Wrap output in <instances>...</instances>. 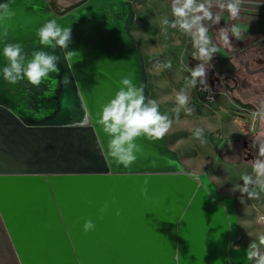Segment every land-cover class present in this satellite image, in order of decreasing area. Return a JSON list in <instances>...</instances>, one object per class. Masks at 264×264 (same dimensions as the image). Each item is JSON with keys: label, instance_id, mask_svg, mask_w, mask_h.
Instances as JSON below:
<instances>
[{"label": "water", "instance_id": "water-1", "mask_svg": "<svg viewBox=\"0 0 264 264\" xmlns=\"http://www.w3.org/2000/svg\"><path fill=\"white\" fill-rule=\"evenodd\" d=\"M11 7L16 14L6 22L3 43L22 42L27 54L40 50L34 30L54 19L71 27L69 50L82 55L66 63L56 48L59 70L38 87L26 80L10 85L0 76V218L18 263L250 264L248 245H235L240 236L233 199L217 193L206 173L186 169L164 139H137L144 154L130 168L107 158L108 137L94 122L101 105L114 97L123 77L143 83L149 97L143 57L130 30L132 0L65 6L15 0ZM250 47H264V37ZM5 63L0 56V68ZM248 64L246 58L251 72ZM212 67L217 82L232 92L227 81L237 69L233 57L216 56ZM105 202L108 211L99 219ZM88 219L96 229L85 233Z\"/></svg>", "mask_w": 264, "mask_h": 264}, {"label": "rangeland", "instance_id": "rangeland-1", "mask_svg": "<svg viewBox=\"0 0 264 264\" xmlns=\"http://www.w3.org/2000/svg\"><path fill=\"white\" fill-rule=\"evenodd\" d=\"M56 1L65 6L77 0ZM170 6L171 0H132L135 18L130 30L139 44L143 57L148 98L156 100L161 114L172 121V127L163 138L167 147L177 152L186 169L193 173H206L217 193L233 199L240 236L235 245H248L250 241L264 233L258 223V216L264 215V190L252 189L257 195L250 199L247 195H241L238 190L232 191V188L243 184L242 176L253 175L254 160L262 158L259 156L257 144L264 142V121L258 119L249 135L235 137L236 139L226 138L222 132H232L234 130L232 123H238L236 130L242 133V127H247L251 122L252 112L238 105L233 97L253 96L255 98L253 102L257 107L254 109L256 111L264 109V104H259L261 99H264V72L251 78L241 71L237 72L242 75L238 80L246 91L232 93L224 90L214 104L197 105L196 95L199 84L192 88L188 86L187 81L190 79L189 69L200 61L193 59L196 50L192 46L190 36L182 33L178 28L163 24L165 18L169 21L174 19ZM225 12L221 10L224 15ZM263 20L264 6L242 4L240 15L235 19L238 24L250 22L252 26ZM211 34L208 33L209 36ZM242 42L243 39L236 43L230 42L229 45L221 43L216 46L218 51L208 65L210 68L208 77L210 71L215 73L212 67L215 57L242 48ZM253 48L256 50V47ZM169 62L170 68L163 67ZM251 63V66H256L254 62ZM241 66L239 63L237 67L241 69ZM182 88L189 95L187 108H190L191 112L184 108L179 112L176 110L175 94ZM196 128L204 130L203 142L194 138L193 132ZM221 135L225 138L224 143ZM247 156L249 160L246 159ZM261 251H264V248ZM0 264H19L1 218Z\"/></svg>", "mask_w": 264, "mask_h": 264}, {"label": "clouds", "instance_id": "clouds-1", "mask_svg": "<svg viewBox=\"0 0 264 264\" xmlns=\"http://www.w3.org/2000/svg\"><path fill=\"white\" fill-rule=\"evenodd\" d=\"M14 2L15 0H7L5 3H0V29H2L0 43L8 37L6 22L11 21L16 14L11 7ZM242 3L243 0H171V15L174 19L169 21L165 18L163 24L178 28L182 33L190 36L192 46L196 50L193 53V59L200 61L195 67L189 69L188 86L195 88L199 84L205 89L208 87L207 77L210 69L208 65L218 49L208 35L210 26L205 22L210 21L212 25H219L222 20L220 12L215 11L213 14V9L226 10L231 18L236 19L240 15ZM218 31L225 45L230 44V36L236 39L241 37V32L236 26L221 27ZM34 32L41 48L30 54L25 53L22 42L3 43L0 56L6 63L0 68V76L10 85L26 80L32 86H40L50 73L59 70L60 57L55 52L56 48L63 51V59L66 63L73 64L75 58H82L78 51L69 50L72 42L71 27L62 26L54 19H49ZM44 49H51V51ZM163 67L170 68L171 63ZM63 82L65 85L69 84V77L65 76ZM120 84L121 87L114 97L101 105V111L96 114L94 122L108 137L105 152L109 161L127 169L144 154L143 148L136 143L137 139L162 140L172 127V121L166 115L161 114L156 100L145 96L143 83L136 85L130 78L123 77ZM175 101L177 112L181 108L191 112V109L187 108L189 95L185 89L182 88L176 92ZM254 117L264 121V109L254 113ZM203 134L202 128H196L193 132L194 138L201 139L202 142ZM257 148L262 158L254 160L253 175L242 176L243 184L232 188V191L238 190L241 195H247L250 199L257 195L252 189L264 190V142H259ZM155 163L153 161L152 165L155 166ZM144 184H148L147 179ZM147 194V188H142L141 195L146 197ZM108 208L109 204L105 202L98 210L99 219H103ZM116 214L119 216V211ZM260 220L264 222V216L260 217ZM95 229L96 224L91 219L85 220L83 224L85 233ZM262 248H264V233L250 241L245 252V259L250 264L252 262L264 264ZM215 264H222V262L218 259Z\"/></svg>", "mask_w": 264, "mask_h": 264}, {"label": "crops", "instance_id": "crops-1", "mask_svg": "<svg viewBox=\"0 0 264 264\" xmlns=\"http://www.w3.org/2000/svg\"><path fill=\"white\" fill-rule=\"evenodd\" d=\"M244 1H247V2H264V0H244ZM213 11L220 12L221 17H222V20H221L220 24L219 25H212L210 21L205 22V23L210 26V30H209L210 34L213 32V34H211L209 37L211 38L212 42L216 46L220 45L221 43H223V41H222V39L220 37V33L218 31L219 28H221V27L231 28L232 26H236L241 32V37L239 39H236L235 37H231L230 36V40H231L230 42L231 43H236L237 41L243 39V42H242L243 47L242 48H236L235 47L236 51H232V53H225L224 54V56H230L231 55L233 57V62L236 64V66H239V62L242 60V58L240 56H238V53L241 50H243V49L247 48L248 46H250L255 41H257V40L261 39L262 37H264V20L261 23H255L254 26H252V24L250 22H246V23H243V24H238L235 21V19L230 17V15L227 13L226 10H225L226 11L225 15L222 14L221 10L218 9V8H214ZM229 35H231V33H229ZM255 49L256 50H254V48H250V49L247 50V53H246L247 58H249L251 60V62H254L261 55L264 57V47H261V48L258 47V48H255ZM241 73L245 74L246 76H248L250 78L253 77V75H256V74H253V73L248 72L246 70H241ZM236 76H237V78L241 79L242 75L236 73ZM248 82H250V81H248ZM238 91H242L243 92V91H246V89H244L243 86H242V87L238 88L237 92ZM236 98H238L239 100H241V102H243L245 104H250V106H252L253 108H257L255 106V103L253 102V100L255 99L253 96L248 97V98L247 97H244V98L243 97H240V98L236 97ZM262 103L264 104V99H261L259 104L261 105ZM245 109L248 110V111H252V109H249V108H245ZM235 124L236 123H232L233 128H234V130L232 132H222L221 131L226 138L234 139L235 137H241V136L245 135L243 133V131H242V133H240V132H238L236 130V126H237L238 123L236 125ZM239 128H240V125H239ZM217 129H220V128L218 127ZM221 137L223 139L222 142L224 143V139L225 138H223L222 135H221ZM189 171L191 173H193L191 170H189Z\"/></svg>", "mask_w": 264, "mask_h": 264}, {"label": "built area", "instance_id": "built-area-1", "mask_svg": "<svg viewBox=\"0 0 264 264\" xmlns=\"http://www.w3.org/2000/svg\"><path fill=\"white\" fill-rule=\"evenodd\" d=\"M224 92V89L208 80V87L205 89L204 86L198 85L197 95H196V103L200 106H210L216 102L217 97ZM251 122L248 123L247 127H242V131L245 135H249L253 129L258 119L254 117V113L256 110H252ZM264 215L258 216V223L260 225L261 230L264 232V222H261L260 217Z\"/></svg>", "mask_w": 264, "mask_h": 264}, {"label": "flooded vegetation", "instance_id": "flooded-vegetation-1", "mask_svg": "<svg viewBox=\"0 0 264 264\" xmlns=\"http://www.w3.org/2000/svg\"><path fill=\"white\" fill-rule=\"evenodd\" d=\"M249 47V46H248ZM245 48L243 50H241L239 53H238V56H240L242 58V60L239 62L241 66V69L237 67L236 69V72L232 75V78L233 80H229L227 81V84L229 85V87L233 88L232 90V93H234L235 91L238 90V88L242 87L240 81L238 80L237 76H236V73L241 71V70H246L245 67H244V62H245V59L247 58V50L250 49V48ZM257 48V47H256ZM243 52V53H241ZM231 56V55H230ZM249 60V64H248V68L249 70L253 73V74H258V73H262L264 72V57L261 55L259 58H257L254 62V64H256V66H251V60L249 58H247ZM251 67V68H250ZM209 72V71H208ZM208 80L212 81L213 83L221 86L224 90H227L224 85H220L218 82H217V75L216 73H214L213 71H210L209 73V77H208Z\"/></svg>", "mask_w": 264, "mask_h": 264}, {"label": "bare ground", "instance_id": "bare-ground-1", "mask_svg": "<svg viewBox=\"0 0 264 264\" xmlns=\"http://www.w3.org/2000/svg\"><path fill=\"white\" fill-rule=\"evenodd\" d=\"M80 2L82 1V0H79Z\"/></svg>", "mask_w": 264, "mask_h": 264}]
</instances>
